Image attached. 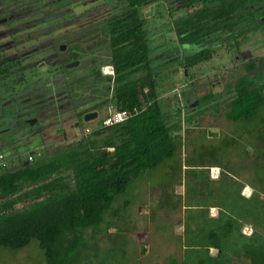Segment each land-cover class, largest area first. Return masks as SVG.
Returning <instances> with one entry per match:
<instances>
[{
  "label": "trees",
  "instance_id": "obj_1",
  "mask_svg": "<svg viewBox=\"0 0 264 264\" xmlns=\"http://www.w3.org/2000/svg\"><path fill=\"white\" fill-rule=\"evenodd\" d=\"M113 1L108 5L110 1L103 0L107 13L92 22L94 30L89 29L88 37L80 34L83 29L74 37H59L67 50L59 53L66 57L60 59L58 69L66 74L52 87L74 95L87 84L103 82L104 106L128 111L135 106L137 113L117 124L95 126L74 144L50 154L30 155L26 164L19 158L16 166L0 171V247L16 250L34 239L45 264H71L75 257H82L83 230L99 223L130 180L172 157L180 146L179 112L163 111L158 100L150 38L141 14L149 0ZM91 4V9L101 10L96 1ZM159 10L163 13V7ZM177 12L167 31H172L180 47H197L185 56L184 64L179 63L186 67L209 56L214 42L228 50L237 47L238 39L264 20V0H172L169 15ZM84 56L90 57V67L85 68L84 79L76 76L72 87L70 71L62 64ZM251 61L247 72L231 83L232 95L223 113L226 121L251 125L246 129L251 133L249 148L239 136L234 138L240 156L250 158L228 168L206 163L204 172L193 174L194 187L190 199L185 191V206L199 207L200 212L188 214L183 224L185 264H237L242 259L247 264H264V120L257 119L264 109V70L252 76ZM103 66H110L112 75H101ZM23 94L20 100L26 99ZM211 97L207 93L196 98V104ZM212 165L219 170L215 179L208 177ZM245 186L250 189L247 196L242 194ZM210 207L216 209L213 216ZM244 226L251 229L247 235L242 232ZM117 257H126L123 249ZM168 264L178 262L170 257Z\"/></svg>",
  "mask_w": 264,
  "mask_h": 264
},
{
  "label": "rangeland",
  "instance_id": "obj_2",
  "mask_svg": "<svg viewBox=\"0 0 264 264\" xmlns=\"http://www.w3.org/2000/svg\"><path fill=\"white\" fill-rule=\"evenodd\" d=\"M95 1L101 10L91 9V3L95 2L85 4L81 0L77 4L76 0H57L58 5L54 2L53 10L50 5H46L39 13L50 14L48 12L52 11L57 16L54 25L59 31L65 28L63 26H66L67 20L73 19L75 25L90 32V28L94 30L92 22L95 23L98 17L107 13L103 0ZM104 1H110L108 5L114 3L113 0ZM167 6L166 2L155 0L143 5L141 12L150 38L149 53L161 109L169 112L178 110L184 122L179 133L180 146L172 157L130 180L109 209L103 212L99 223L83 230L86 246L81 252L82 257H75L71 264H159L164 263L169 256L178 257L184 216L182 206L187 201L185 191L189 199L191 197L193 174L200 170L204 172L206 167L203 164L206 163L215 162V165L221 164L228 168L250 158L249 155L245 158L240 156L239 149L234 148V138L239 136L249 148L251 133L246 129H250L251 125L226 121L223 113L232 95L231 83L237 76L247 72L249 60L252 59L248 66L252 76L264 70V20L255 30L242 35L237 47L228 50L226 45L217 46L213 41L209 56L184 67L179 63L184 64L185 56L197 50V47H180L172 31H167V26H172L180 14L177 12L170 18L165 13ZM161 7L163 13L159 10ZM45 53L43 50L27 56L28 62H36L32 70H28V67L25 69L27 80L23 83L10 80L7 86V79H0V153L9 167L16 166L23 154L31 155L32 158L33 155L44 156L74 144L81 137L83 127L92 129L97 124V119L87 122L80 119L78 125H73L74 121H78L77 114L73 115L71 111L63 114L58 112L53 87L42 84L50 75L44 63L48 64L52 60L43 57ZM87 61L81 59L77 67L69 68L65 67L67 62L63 67L72 70L75 76H80L84 75L82 66ZM105 68L103 66L100 69L101 75H104ZM184 69H187L188 75L187 72L184 75ZM99 83L88 89L75 90L71 98L82 97L85 100L78 110L91 107L92 102L85 97L91 92L95 94ZM22 93L26 99L20 100ZM207 93L211 94V99L197 105L195 99ZM45 94L50 98H45ZM67 99L61 101L62 108L68 106L65 104ZM194 106L195 109H192ZM25 110L26 113L17 114ZM105 110L106 106H99L98 115ZM28 117L32 120L25 121ZM257 119L264 120V109ZM215 165L209 167L218 169ZM242 191L247 195L250 189L245 186ZM19 206L15 204V207ZM121 249L126 257H117ZM0 264H45V261L36 241L31 239L20 249L0 247Z\"/></svg>",
  "mask_w": 264,
  "mask_h": 264
},
{
  "label": "flooded vegetation",
  "instance_id": "obj_3",
  "mask_svg": "<svg viewBox=\"0 0 264 264\" xmlns=\"http://www.w3.org/2000/svg\"><path fill=\"white\" fill-rule=\"evenodd\" d=\"M82 1L85 4L89 1L95 2V0ZM152 1L155 0H149L146 2V4ZM53 2L54 0H0V79L4 78L9 82L11 80V82L13 81L17 83H23V81L27 80L24 73L25 69L36 62H28L26 60L27 56L41 52L43 50L46 51L43 57L45 56V58L49 57L52 59L48 64L47 62L44 63L46 66H48L50 75L49 77H46L43 82L46 81L45 84L50 86H53L54 84L57 85L59 78H61L60 76H64L66 74L64 72L60 74L58 69L60 59H64L66 57L65 53L61 55L59 53L67 50V43L59 41V37H64L65 34L66 36L74 37L76 32H80L81 27L79 25H75L74 20L70 19L67 20V25L65 28H63L61 31L57 30L54 25V21L57 19V16L51 13L52 11H47L50 14L39 13V10L46 7V5H50L53 10ZM163 2L168 4L165 13L169 15V7L171 6L172 0H164ZM172 15H175V13ZM172 15H169L170 18ZM143 19L145 20L144 17ZM82 29L83 30L80 32V34H83L84 38L88 37V31L84 29V27ZM67 54L69 53L67 52ZM89 56L87 57L88 59L85 56L79 59H69L62 65L67 62L69 63L77 60L78 63L75 65V67H77V65L80 64L81 59L89 61ZM88 61L84 66H82L84 72L86 71L85 68L88 66L90 67ZM100 69L102 70V67ZM71 71L72 70H70V72ZM3 72L7 74H2ZM2 75H5V77ZM80 76L84 79L86 75L81 74ZM67 77L69 80L68 84L74 87L75 81L77 79L75 73L71 72V74ZM96 83L92 85L87 84L86 89L96 85ZM103 84V82H100L97 85L99 87L97 88L95 94L94 92H91L89 95H87V97H85L86 100L89 99L88 101L92 102L90 105L91 107L81 110H78V107L81 105V103H83L82 101H85L82 97L73 99L71 98L73 97L72 94H63L61 93V91H63L62 89L60 90V88L53 87V91H55L53 92L54 99L56 100V103L58 102L56 104L58 112L63 114L65 112L71 111L73 115L77 114L78 121H74L73 125H78L80 123V119H82V116L85 113L95 112L96 116L94 119H99L101 115H98L97 110L99 109V106L104 107L103 102L105 100L103 94ZM72 91H74L73 88ZM44 97L46 98L49 96ZM65 98H68L65 101V104L68 106L62 108L63 104H61V101L65 100ZM26 120H32V118L28 117L25 119V121ZM83 129L84 127L82 130Z\"/></svg>",
  "mask_w": 264,
  "mask_h": 264
},
{
  "label": "built area",
  "instance_id": "obj_4",
  "mask_svg": "<svg viewBox=\"0 0 264 264\" xmlns=\"http://www.w3.org/2000/svg\"><path fill=\"white\" fill-rule=\"evenodd\" d=\"M106 67L103 71V74L106 75H112V70L110 66H104ZM174 90H178V88H174ZM138 111L137 107L133 106L129 111L128 110H121V109H115L112 106H107L104 113L101 114L99 119H97L96 126H110L113 124H117L125 120L127 117H129L132 114H136ZM181 118V117H180ZM184 122L181 118V125H180V131L182 130ZM91 129L88 127H84L82 130V134H87ZM31 159V156L27 154L26 160L29 161ZM7 166L6 161L3 157V155L0 153V171ZM218 176V169L216 167H209V177L214 179Z\"/></svg>",
  "mask_w": 264,
  "mask_h": 264
},
{
  "label": "crops",
  "instance_id": "obj_5",
  "mask_svg": "<svg viewBox=\"0 0 264 264\" xmlns=\"http://www.w3.org/2000/svg\"><path fill=\"white\" fill-rule=\"evenodd\" d=\"M212 179V178H211ZM215 179V178H214ZM242 194H244L243 193V191H242ZM248 195V194H247ZM247 195H245V196H247ZM182 212H183V219H182V222H181V225H182V229H183V224H185V222H186V216L188 215V214H192V213H199L200 212V209H199V207H196V206H191V207H186L185 205H183L182 206ZM209 215H211V216H213V215H215V213H216V209L215 208H213V207H210L209 208ZM211 212H213V213H211ZM250 231H251V229L249 228V227H247V226H244L243 228H242V232L243 233H245L246 235L247 234H249L250 233ZM181 239V240H180ZM180 246H181V249L179 250V256L178 257H173V256H169V257H167L166 258V261L164 262V263H159V264H168V258H170V257H172V258H175L176 260H177V262H178V264H185V262H184V257H183V254H184V247L182 246V243H181V241L183 240V233H181V236H180ZM211 251H213L214 252V250H210V252ZM138 258V257H137ZM136 259V258H135ZM136 260H138V259H136ZM191 264H196L195 263V261L194 262H191ZM237 264H247V262L245 261V260H243L242 259V261H240V262H238Z\"/></svg>",
  "mask_w": 264,
  "mask_h": 264
},
{
  "label": "water",
  "instance_id": "obj_6",
  "mask_svg": "<svg viewBox=\"0 0 264 264\" xmlns=\"http://www.w3.org/2000/svg\"><path fill=\"white\" fill-rule=\"evenodd\" d=\"M77 63H78V61H77V60H74V61H72V62L67 63V64L65 65V67H66V68L73 67V66H75ZM185 74H186V71H185V69H184V75H185ZM95 116H96L95 112H93V113H85V114H83V116H82V120H83L84 122H87V121H90V120L94 119ZM20 159H21V160H24V161H23L24 164L27 163V160H26V154H23V155L20 157Z\"/></svg>",
  "mask_w": 264,
  "mask_h": 264
}]
</instances>
